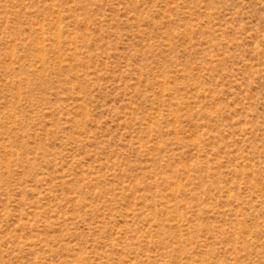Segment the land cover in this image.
<instances>
[{
  "label": "rangeland",
  "instance_id": "374dc122",
  "mask_svg": "<svg viewBox=\"0 0 264 264\" xmlns=\"http://www.w3.org/2000/svg\"><path fill=\"white\" fill-rule=\"evenodd\" d=\"M0 264H264V0H0Z\"/></svg>",
  "mask_w": 264,
  "mask_h": 264
}]
</instances>
